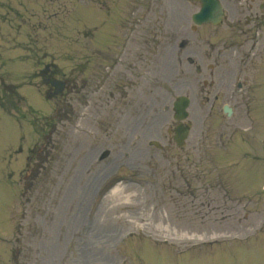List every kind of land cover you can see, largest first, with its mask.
<instances>
[{"label":"rangeland","instance_id":"1","mask_svg":"<svg viewBox=\"0 0 264 264\" xmlns=\"http://www.w3.org/2000/svg\"><path fill=\"white\" fill-rule=\"evenodd\" d=\"M7 1L12 0H1ZM17 1L21 8L14 2L11 5L22 18L20 26L12 25L19 29L11 33L12 29L4 26L0 31L6 40L0 43V70L5 74L1 78L0 73V80L16 84L30 73L24 84L40 96L23 86L20 93L35 112H26L28 106L24 104L17 118L0 111V264H264V231L247 242L214 244L197 251L150 245L168 238L179 247H187L199 241L196 237L220 233L222 223L207 221L205 209L199 208L211 198L220 206L210 208L211 212L234 206L240 217L245 214L240 210L247 200H240L239 190L231 201L216 190L223 186L244 189L240 175L230 170L235 160L226 152L232 148L221 144L232 130L231 126L229 131L223 128L221 114L209 115L192 104L186 121L191 130L180 150L167 134L174 126L172 102L186 90L189 94V84L178 82L187 70L176 68L177 51L169 45L172 40L176 45L175 39L190 36L188 18H183L184 27L179 32L169 30L163 40L168 43L166 50L159 45V35L141 32V17L146 13L149 26L155 28L152 23L159 13H166L167 24L170 13L187 17L196 7L182 0H116L115 8L107 0L101 9L97 5L100 0L97 4L93 0ZM135 9V26L131 28L136 32L130 36L133 53L128 65L131 76L127 88L114 98L112 108L105 106L108 83L103 88L105 95L98 96L90 112H82L74 96L47 101L48 88L39 84L38 70L43 64H55L57 78L66 74L76 80L79 49L87 44L82 34H90L93 28L89 21L84 27L82 13L95 19L100 12L102 23L106 22L104 13L114 12L121 19ZM115 28L118 34L120 26ZM16 47L27 48L29 53L10 50ZM157 54L162 55L160 60ZM40 55L45 61L33 68V62L27 60ZM235 62L238 65V59ZM183 66L187 68L185 61ZM98 71L105 72L103 68ZM156 88L157 96L143 97L147 89ZM198 95L196 91L198 105L204 104ZM58 104L61 111L55 112ZM246 111L244 106L238 112L233 139L244 136L245 142H256L261 128L258 112L250 114V121L244 117ZM151 141L158 142L162 150L149 146ZM257 148L259 145L255 153L260 154ZM102 153H107L105 159H100ZM245 173L248 176L242 181L250 178L251 185L260 189L264 165L256 163L250 171L244 169ZM116 187L120 195L109 196ZM263 215L255 211L246 217L254 221Z\"/></svg>","mask_w":264,"mask_h":264},{"label":"flooded vegetation","instance_id":"2","mask_svg":"<svg viewBox=\"0 0 264 264\" xmlns=\"http://www.w3.org/2000/svg\"><path fill=\"white\" fill-rule=\"evenodd\" d=\"M224 14L221 24L216 27L212 25L205 26L208 29L209 36H206L205 45L207 50L205 52L206 59L210 60L214 67L209 65V73L207 77L195 78L189 73V80L184 83H201L208 87L207 101L209 102L205 112H219V105L222 104L221 112L225 105H228L232 112H240V108L246 106L247 111L250 112L251 97L248 96L250 89L248 77H244L242 83H238V92L235 93L232 89L233 71L227 68L228 60L232 57L229 53L235 50V43H238V50L248 48L254 54V62L262 61L264 59V0H221ZM171 17L167 19V26L174 32H179L184 24V14L170 13ZM165 27L166 23L163 24ZM197 33L199 32L198 30ZM217 35L231 36L238 38L234 41H228L225 37L217 40ZM87 35H84L86 39ZM109 38V37H108ZM104 39L101 42H109V39ZM211 39L213 41L211 42ZM92 40H97V35H93ZM202 44V40L196 41V47ZM106 50V49H105ZM100 49L89 50L86 47L82 48V62L80 66L86 67L90 65L91 68H99L105 64H110L111 68L115 69L118 63L115 49H108L107 51ZM192 56H199V48L192 49ZM198 61H200L198 59ZM242 72V71H241ZM108 78V77H107ZM79 86V95L85 97L87 92V85L82 79ZM69 82L65 83V89L69 88ZM114 91L117 90L112 86Z\"/></svg>","mask_w":264,"mask_h":264},{"label":"water","instance_id":"3","mask_svg":"<svg viewBox=\"0 0 264 264\" xmlns=\"http://www.w3.org/2000/svg\"><path fill=\"white\" fill-rule=\"evenodd\" d=\"M209 4H204L203 5V7H202V12H201V14L200 15H202V16H204V15H206L207 14V12H208V9L207 8H209ZM186 116V114H182V118H180V119H183L184 117Z\"/></svg>","mask_w":264,"mask_h":264},{"label":"bare ground","instance_id":"4","mask_svg":"<svg viewBox=\"0 0 264 264\" xmlns=\"http://www.w3.org/2000/svg\"><path fill=\"white\" fill-rule=\"evenodd\" d=\"M118 187L116 188H113L112 190H110L109 192V196H112V197H118L120 195L119 193V190L117 189ZM107 198V197H106Z\"/></svg>","mask_w":264,"mask_h":264}]
</instances>
